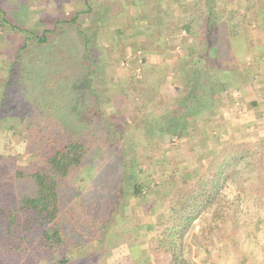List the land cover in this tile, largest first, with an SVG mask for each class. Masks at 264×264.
Instances as JSON below:
<instances>
[{
    "label": "trees",
    "instance_id": "trees-1",
    "mask_svg": "<svg viewBox=\"0 0 264 264\" xmlns=\"http://www.w3.org/2000/svg\"><path fill=\"white\" fill-rule=\"evenodd\" d=\"M215 1L207 0L204 13L183 26L194 40L184 57L189 91L179 93L160 122L158 129L169 134L180 136L194 126L190 121L216 108L228 90L230 83L214 74L218 62L212 59L229 49L237 57L264 59V51L255 53L263 47L250 42L252 19L244 15L234 20L236 10L219 18ZM31 2L0 0V127L17 129L20 140L30 146L28 160L13 168L14 179L0 183V264H100L103 249L111 250L106 239L116 225L114 213L131 197L146 193L139 178L143 170L135 163L136 148L123 142L121 125L105 112L98 92L96 81L107 75L105 50L91 42L93 35L83 24V16L94 11L93 1L84 0L82 8L67 13L59 7L54 17L34 26L25 21L35 10ZM15 118L20 126L12 124ZM263 145L264 137L252 144L232 141L192 182L171 191L165 209L155 213L156 233L148 242L156 263L197 264L190 237L195 223L201 222L197 237L193 234L196 244L211 247L214 230L206 227L208 215H229L222 205L224 191L238 165ZM101 147L108 148V159L117 164L113 191L94 178L90 186L95 190L85 195L86 185L80 181L90 179L83 170L97 168L86 161ZM219 229L220 253L235 254V228L225 223ZM256 240L253 248L261 250L264 243ZM90 244H97L95 250L81 253ZM261 256L251 258L252 264H264V252Z\"/></svg>",
    "mask_w": 264,
    "mask_h": 264
},
{
    "label": "rangeland",
    "instance_id": "rangeland-1",
    "mask_svg": "<svg viewBox=\"0 0 264 264\" xmlns=\"http://www.w3.org/2000/svg\"><path fill=\"white\" fill-rule=\"evenodd\" d=\"M92 1L94 11L83 16V24L93 35L90 36L91 42L105 50L104 64L107 65L104 67L107 75L103 80L101 78L96 81L98 92L104 101L105 112L120 123L125 135L123 142L136 148L135 163L143 170L139 173V178L145 185L146 192L141 197H131L122 209L114 213L112 219L116 225L106 239L111 250L106 252L108 248L103 249L106 255L101 258L100 264H128L134 239H138L141 244V249H137L135 253L149 259L140 260L137 264H158L153 260L148 242L156 233L152 227L155 213L165 209V199L171 191L184 183L192 182L215 153L230 142L247 140L252 144L264 137V59H258V55L257 59H252L251 56L237 57L230 49L221 52L216 56L217 59H212L213 62H218L214 74L230 83L228 90L222 94L216 108L212 107L202 115H197V121H190L194 126L183 129L180 136L169 134L158 128L173 109L179 93L183 94L188 89L184 57L191 53L194 40L186 31L184 34L187 38L184 41L182 35L175 34L176 43L168 44L167 49L165 47L166 53L156 54L154 51L161 47L162 36L150 22L155 18V13H170L171 9L175 10L172 14H179L176 18L179 16L180 20L169 28L172 25L177 28L182 21L193 22L206 10L207 0ZM83 4L84 0H33L31 9L35 10L25 16V21L28 20L34 26L47 17H54L59 7L67 13L73 8H82ZM232 10L237 11L233 14L234 20H239L244 15L252 19L251 45L263 47L256 49V54L263 52L264 0L215 1V13L219 18H227ZM142 28L146 29L148 38L140 41ZM153 35L159 39L160 44L157 46L156 43L153 44L154 38L149 37ZM166 40L164 38V45L168 43ZM199 86L198 84L200 89ZM244 103L248 104L250 110L253 109V115L244 110ZM235 114L238 115L235 117ZM221 116L223 124L219 127L216 124ZM235 118L238 120L236 134L234 131L230 133ZM12 124L20 126L19 119H13ZM7 126L8 124L0 127V183L12 181L13 168L29 158L30 146L20 140L17 129L15 133L13 129L7 130ZM225 132L230 135L222 137ZM98 150L99 153L92 154L86 161L88 166H97L92 170L94 173L88 167V171L83 170L90 179L88 183L80 181L82 185H86L85 195H91L95 190L90 186L94 178H100L106 189L113 191L116 180L114 168H117V164L108 159L107 147ZM82 176L80 174V179ZM233 181L225 189L226 197L222 203L229 210V215L214 217L210 214L205 222L208 229L214 230V244L211 247L205 248L202 244L199 247L196 244L193 234L197 237L201 222L195 223L190 237L193 239L191 255L197 264H252L251 258L262 257L264 145L252 157L238 165ZM227 199L232 200L229 202L231 207L227 206ZM225 223L235 228V240L238 244L235 254H221L219 251L220 238L217 232ZM255 239L263 244L261 250L258 246L253 248ZM95 245H86L81 253L93 252ZM202 259L207 261L203 263Z\"/></svg>",
    "mask_w": 264,
    "mask_h": 264
},
{
    "label": "crops",
    "instance_id": "crops-1",
    "mask_svg": "<svg viewBox=\"0 0 264 264\" xmlns=\"http://www.w3.org/2000/svg\"><path fill=\"white\" fill-rule=\"evenodd\" d=\"M174 7V6H173ZM172 11H175L174 9H171V11H170V13L168 12V11H166L165 13H163V14H160V15H158L157 13H155V18L152 20V22H150L151 23V25H153L154 27H155V29L156 30H158V31H160L161 32V35L160 36H162L161 37V47L160 48H158L157 50H155L154 51V53H156V54H161V53H166V49H167V46H168V44H170L171 42H172V44L173 43H176L175 42V40L177 39L176 37H174V35L176 34V35H182V39H183V41L184 40H186V38H187V36L184 34V29H183V26L187 23V21L186 22H184L183 23V21H182V23H180L181 25H179V26H177V28L176 27H174V25H172L171 26V28H169L170 27V25L171 24H175V23H178L179 22V20H180V18H179V16L176 18V15L178 14H172ZM179 15V14H178ZM189 18V17H188ZM151 25L149 26V27H151ZM146 28V27H145ZM145 28H142L143 29V32H142V34L141 35H139V37H141V39H140V41L141 40H146L147 38H148V33L146 34V29ZM165 29V30H164ZM157 31V32H158ZM162 31H163V33H162ZM165 31V32H164ZM183 31V32H182ZM182 32V33H181ZM168 33H170L169 35H168ZM145 36V37H144ZM143 37V38H142ZM150 38H154V40H153V44H155L156 43V46L158 45V44H160L159 43V39L157 38V36L155 35H153V36H149ZM164 38H166L167 40V44L166 45H164L163 44V40H164ZM165 47H166V49H165ZM184 48H186V47H184ZM182 60V59H181ZM238 100V99H237ZM152 103H155V101L154 102H152ZM151 103V104H152ZM247 103H248V101H247ZM247 106V107H246ZM244 110L245 111H247V112H251L250 113V115H253V113H254V111H253V109L252 110H250L249 109V106H248V104H245L244 103ZM241 111V110H240ZM238 114H235V117L237 116ZM216 117L217 116H215L214 118L216 119ZM222 116L221 117H219L218 118V121H217V124L216 125H219V127L221 126V124H223L222 123ZM237 122H238V120L235 118L234 119V121H233V126H232V131H230V133H232L233 131H234V133L236 134V132L238 131L237 129H236V127H237ZM252 124H254L253 122H252ZM235 129H236V132H235ZM238 129H240V128H238ZM230 133L228 132V133H226L225 132V134H222L221 136L223 137V136H229L230 135ZM233 135V134H232ZM233 138H235V137H233ZM222 139V138H221ZM136 242V243H135ZM137 244V245H136ZM132 247H133V251H131L130 252V261H129V263L128 264H137V263H139V261L140 260H143V261H148L149 259L146 257V258H143L141 255H139V253L137 252V254L135 253V251L138 249H141V244L138 242V239H134V242H133V244H132ZM136 254V255H135ZM143 258V259H142Z\"/></svg>",
    "mask_w": 264,
    "mask_h": 264
}]
</instances>
